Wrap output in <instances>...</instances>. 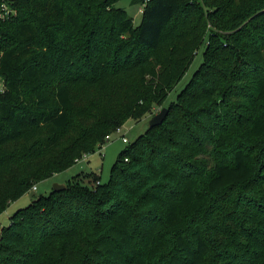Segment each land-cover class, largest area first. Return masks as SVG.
I'll return each mask as SVG.
<instances>
[{
	"label": "trees",
	"instance_id": "trees-1",
	"mask_svg": "<svg viewBox=\"0 0 264 264\" xmlns=\"http://www.w3.org/2000/svg\"><path fill=\"white\" fill-rule=\"evenodd\" d=\"M117 1L13 0L0 21V213L167 108L107 181L12 213L0 264H264V0H148L138 24Z\"/></svg>",
	"mask_w": 264,
	"mask_h": 264
},
{
	"label": "rangeland",
	"instance_id": "rangeland-1",
	"mask_svg": "<svg viewBox=\"0 0 264 264\" xmlns=\"http://www.w3.org/2000/svg\"><path fill=\"white\" fill-rule=\"evenodd\" d=\"M116 6L124 8L128 14L133 17L135 24H138L141 19V12L139 7L141 4L131 3L130 0H118L115 3ZM202 50L201 47L196 53L193 61L189 65L187 71L185 72L182 79L173 87V89L168 93L164 105H167L170 101L176 99L177 93L184 87L186 82L190 79L192 73L198 68L200 62L202 61ZM161 107L154 109L153 114H146L140 119L129 118L121 126L120 130L117 132L113 131L111 133V139L102 143L99 147L85 158L81 157L72 166L64 171L53 174L51 177L36 182V188H30L22 196L14 200L11 204L7 206L5 210L0 213V229L3 226L9 224L10 216L17 209L25 207L33 199L39 195H46L53 188L55 183H66L71 180L77 174H85L94 172L99 176L101 182H105L108 179L109 171L114 163L118 153L121 149L127 146L129 143L133 142L140 134L144 133L149 125L150 118L160 111ZM122 137H126L128 142H123ZM79 179L83 184L91 186L93 181L88 176H79Z\"/></svg>",
	"mask_w": 264,
	"mask_h": 264
},
{
	"label": "built area",
	"instance_id": "built-area-1",
	"mask_svg": "<svg viewBox=\"0 0 264 264\" xmlns=\"http://www.w3.org/2000/svg\"><path fill=\"white\" fill-rule=\"evenodd\" d=\"M148 0H144L139 7V11H142V8L144 7L145 3ZM17 13L16 8L13 6V0H0V21H5V20H10L12 19ZM1 54V53H0ZM120 127L116 128L115 132L119 131ZM111 139V134H107L105 136V141ZM123 142H128L126 137H122ZM89 154V153H88ZM87 154H83L82 157H86ZM77 159L76 161H78ZM33 189L35 188V185L32 187Z\"/></svg>",
	"mask_w": 264,
	"mask_h": 264
},
{
	"label": "water",
	"instance_id": "water-1",
	"mask_svg": "<svg viewBox=\"0 0 264 264\" xmlns=\"http://www.w3.org/2000/svg\"><path fill=\"white\" fill-rule=\"evenodd\" d=\"M166 112H167V108L162 107L158 113L154 114L150 118L148 126H154V125L161 123L165 117ZM64 187H65V184L55 183L53 186V189L60 190V189H63Z\"/></svg>",
	"mask_w": 264,
	"mask_h": 264
},
{
	"label": "crops",
	"instance_id": "crops-1",
	"mask_svg": "<svg viewBox=\"0 0 264 264\" xmlns=\"http://www.w3.org/2000/svg\"><path fill=\"white\" fill-rule=\"evenodd\" d=\"M88 155H89V154H87V156H88ZM87 156H86V157H87ZM86 157H85V158H86ZM63 184H65V183H63ZM35 188H36V185H35ZM11 203H12V202H11ZM11 203H10V204H11Z\"/></svg>",
	"mask_w": 264,
	"mask_h": 264
}]
</instances>
